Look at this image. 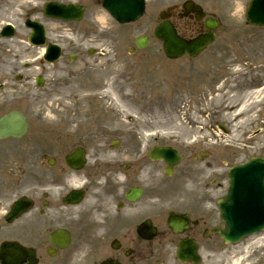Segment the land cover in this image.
<instances>
[{"label":"rangeland","instance_id":"obj_1","mask_svg":"<svg viewBox=\"0 0 264 264\" xmlns=\"http://www.w3.org/2000/svg\"><path fill=\"white\" fill-rule=\"evenodd\" d=\"M17 1L23 3V8H15L13 12L18 17L11 16L16 18L11 20L21 26L24 9L30 7V3ZM33 1L38 6L35 17L44 19L41 7L49 0ZM55 1L81 2L85 5V13L80 21L48 20L46 23L47 29L55 32V39L60 38L57 40L63 45L64 56L60 62L45 68V82L40 89L31 92L32 96L26 101L22 98L21 102L17 99L10 102L9 107L19 108L27 116L29 129L20 146L19 141L8 144L9 160L11 151L20 147L19 159L23 157L27 172L40 169L38 161L42 154L53 152V147L58 145L56 138L71 137L69 142L74 144L81 129L86 128L95 134L100 132V137L108 140L128 139L134 131L139 136L161 131L169 143L179 144L185 139L187 144L193 141L195 150L214 149L219 160L229 150L223 148L224 142L240 151L234 161L258 152L263 142L262 134L255 135L252 140L247 138L259 126L257 111L264 106V91L256 98H245L242 92L233 93L223 87V93L220 91L223 89L214 88L217 76L213 69L225 63L221 59L256 58L250 62L254 63L255 72L249 74L257 79L264 78V61L259 64V59H264V28L255 30L245 23L248 0H195L219 20L217 39L197 58L182 57L173 61L164 57L160 42L151 32L158 22V12L183 0H146L143 15L135 22L122 25L114 21L97 0ZM0 18L6 17L1 14ZM175 24L186 35H191L197 26L188 19H175ZM141 34L149 36V44L142 50L128 53L134 38ZM89 49L95 52L88 54ZM69 54L76 55V59L69 61ZM236 66L241 70L226 69V72L233 73V81L243 78L246 81L249 74L244 76V65ZM187 92L198 101L192 102ZM243 101H246L244 109L236 112L240 114L233 118L232 114L240 109ZM216 123L225 125L228 133L219 130V135H213L210 128ZM248 141H254L252 147L245 151L239 148ZM102 146L106 145H88L91 153ZM107 149L110 146L106 147V153ZM32 151L33 156H29ZM226 168L223 165L224 171ZM222 188H217L216 195ZM218 243L220 245L219 240ZM229 250L241 254L243 246L229 247ZM250 250L264 257V248L261 250L257 244L251 245ZM217 259L220 261L215 264L224 263L222 257Z\"/></svg>","mask_w":264,"mask_h":264},{"label":"flooded vegetation","instance_id":"obj_2","mask_svg":"<svg viewBox=\"0 0 264 264\" xmlns=\"http://www.w3.org/2000/svg\"><path fill=\"white\" fill-rule=\"evenodd\" d=\"M19 30L0 37V90L5 93L16 91L15 84L4 87L1 79L7 69L19 71L25 46ZM138 151L130 148L113 163L95 161L81 171L57 161V169L36 170L27 183L18 174L14 187L7 185L6 164L0 159V246L4 241L16 244L1 253L0 264H202L177 259L176 250L184 239L197 245V254L214 249V236L204 234L213 226L209 207L215 187H197L199 180L192 181L196 159H186L181 170L167 177ZM192 182L197 184L190 186ZM74 187L84 190L83 197L67 201ZM9 189H15V197L31 200L10 223L6 216L12 197L7 201L4 195ZM173 211L186 215L180 232L167 224Z\"/></svg>","mask_w":264,"mask_h":264},{"label":"water","instance_id":"obj_3","mask_svg":"<svg viewBox=\"0 0 264 264\" xmlns=\"http://www.w3.org/2000/svg\"><path fill=\"white\" fill-rule=\"evenodd\" d=\"M110 1H111L110 7L112 9H116V10L123 9V11L119 12V15L122 18V20H132L141 13V10H140V12H136L135 14L130 15L131 14L130 9L125 8L126 7L125 5L121 6L124 0L121 2L115 0L113 4H112V0ZM127 2H128V5L130 6L134 2V0H127ZM185 5H187V7L190 6V8H193V9L198 8L197 6H191V2L190 3L187 2ZM70 14L71 13L69 12L66 13V15H70ZM80 15L81 13L78 15L77 18H79ZM213 25L214 24H210L211 27ZM155 35L160 37L163 40L164 49L165 51H167V53L171 57L181 54L185 49H188L189 53L193 54L191 53V50L195 53L204 44V42L200 41V39H195L194 41H189V42H186L180 39L179 37L175 35L174 29L172 28V26L166 21L161 23V25L156 28ZM135 43L139 47H142L145 45L146 39L144 37H140L136 40ZM26 126H27L26 120L21 114L17 112H10L9 114L3 116L0 119V136H8V135L20 136L25 131ZM222 235L223 237L226 238L225 233H222Z\"/></svg>","mask_w":264,"mask_h":264},{"label":"bare ground","instance_id":"obj_4","mask_svg":"<svg viewBox=\"0 0 264 264\" xmlns=\"http://www.w3.org/2000/svg\"><path fill=\"white\" fill-rule=\"evenodd\" d=\"M41 51V49H40ZM260 93V91H258ZM237 115V114H232ZM264 241V234L252 235L247 240H245V244L243 246L242 254H238L237 256H227L224 259L225 264H264V257L257 255L255 251L250 250V246L253 244H261ZM215 263L220 261L219 255L216 254Z\"/></svg>","mask_w":264,"mask_h":264}]
</instances>
